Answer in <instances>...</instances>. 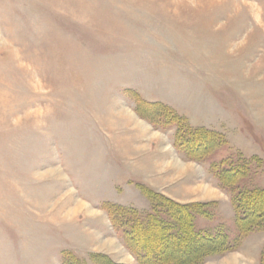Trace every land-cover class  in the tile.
I'll list each match as a JSON object with an SVG mask.
<instances>
[{
	"label": "rangeland",
	"instance_id": "rangeland-1",
	"mask_svg": "<svg viewBox=\"0 0 264 264\" xmlns=\"http://www.w3.org/2000/svg\"><path fill=\"white\" fill-rule=\"evenodd\" d=\"M140 100L220 136L199 164L227 201L190 187L181 197L210 196L185 204L203 207L195 229L237 238L210 165L248 162L234 188L264 190V0H0V264L112 262L67 247L102 248L89 232L93 206L150 212L143 195L147 206L113 194L125 180L108 171L128 147L135 159H168L157 140L174 145L177 125L140 117ZM237 241L231 252L255 264L264 226Z\"/></svg>",
	"mask_w": 264,
	"mask_h": 264
},
{
	"label": "trees",
	"instance_id": "trees-1",
	"mask_svg": "<svg viewBox=\"0 0 264 264\" xmlns=\"http://www.w3.org/2000/svg\"><path fill=\"white\" fill-rule=\"evenodd\" d=\"M139 105L137 113L150 120L152 125H157L155 117L177 125L173 147L192 162H202L205 155L221 145L219 135L201 129L190 131L181 118L173 116L170 110L161 105L141 100ZM247 164L249 165L248 162L233 164L231 161H221L210 165L220 188L230 194L239 232L233 240H228L220 232L211 234L195 229V211L203 208L202 206L178 204L144 186L139 188L151 204L150 212L145 218H140L133 208L125 209L113 204L104 207V210L115 231L118 228L117 232L137 264H202L207 258L235 250L238 239L264 226V190L234 188L246 173ZM116 216L120 218L118 223H115ZM201 216H205L204 213ZM65 264L82 263L68 258ZM260 264H264V252L261 254Z\"/></svg>",
	"mask_w": 264,
	"mask_h": 264
},
{
	"label": "crops",
	"instance_id": "crops-1",
	"mask_svg": "<svg viewBox=\"0 0 264 264\" xmlns=\"http://www.w3.org/2000/svg\"><path fill=\"white\" fill-rule=\"evenodd\" d=\"M148 127L149 128H146L150 130L151 127ZM152 133L159 135L155 131H152ZM157 142H159V153L161 152L162 154H164L165 152L168 158L167 161L163 162V164L155 161L153 154H151L150 152H146L145 154L140 152L141 154H143L140 159L131 157L134 155H132V153L130 152L134 150L130 147H128L127 150H125L124 148L125 153H123V155L120 154V157H117L115 159L113 166L110 163V169H108V171L115 172V174H117L116 176H118V173L122 174L125 180V182L120 185L118 183H113V186L111 188L113 194L114 192H116V190L122 192V194L124 191L126 193L131 192L129 194L132 195L136 201L140 202L139 205L146 206L148 205V202L146 200H142L143 196L137 188L136 184L144 185L150 190H153L154 192L178 204L185 205L196 202H204L206 199H208V197H210L204 196V198L201 199H195L194 195H191V197L188 196L189 199L181 197L183 196L182 194L184 192H187L186 188L190 187L197 192L203 190L204 193H207V195L214 194L213 196H219L217 198L220 199V202L227 201V195L222 190L217 188V185L212 182V179L206 173L205 168L202 166V164L181 159L170 140L167 143H162L159 140H157ZM138 148L139 150H142L141 147ZM113 180L115 181V177L113 178ZM118 194L119 193H117L116 195ZM113 204L126 207L130 206L131 208H136V206H138L135 205L136 203H131L128 201L115 203L113 202ZM93 207L91 208V211H88L87 213V219L89 220V226L91 228L89 232L92 233L95 239V242L93 243L95 245L102 246V248H99L98 246V248L95 247L96 249L90 248L89 250L84 251V249L82 248L77 250L76 247L70 248L68 246L67 250L73 252L74 254H78V256L82 258H86L90 253H95L106 256L114 264H137L133 255L125 246L122 237L115 231V229L111 225L108 214L100 206ZM260 249V246L255 248V255L249 253L251 257H253L255 264H260ZM80 252L85 253L84 256L80 255ZM245 253L247 254V252L243 253L240 251L227 253L221 257L219 256L211 258L205 264H228L232 258H237L244 263L249 264V260L245 256Z\"/></svg>",
	"mask_w": 264,
	"mask_h": 264
}]
</instances>
